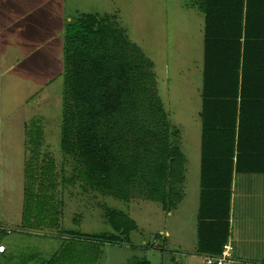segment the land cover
<instances>
[{
  "label": "trees",
  "instance_id": "16d2710c",
  "mask_svg": "<svg viewBox=\"0 0 264 264\" xmlns=\"http://www.w3.org/2000/svg\"><path fill=\"white\" fill-rule=\"evenodd\" d=\"M197 6L205 16L198 251L219 255L230 237L235 179L264 178V0H197ZM63 59L60 145L74 165L71 182L126 203L140 197L167 212L176 209L184 199L187 158L179 145L181 132L171 125L159 96L154 63L116 15L100 13L66 22ZM25 131V149L42 172L26 171L25 191L34 195L32 187L35 193L38 182L51 178L45 173L54 163L43 164L47 155L40 162V119ZM106 220L111 233L65 236L133 246L131 235L140 229L129 214L108 209ZM61 258L62 253L47 264ZM128 264L154 263L133 258Z\"/></svg>",
  "mask_w": 264,
  "mask_h": 264
},
{
  "label": "rangeland",
  "instance_id": "374dc122",
  "mask_svg": "<svg viewBox=\"0 0 264 264\" xmlns=\"http://www.w3.org/2000/svg\"><path fill=\"white\" fill-rule=\"evenodd\" d=\"M58 1L48 0L46 3L53 2L52 5L58 10ZM61 1L63 19L71 20L85 13L116 15L130 40L154 62L159 96L171 125L181 132L179 145L188 160V192L192 197V186H196L198 181L202 130L198 112L202 109L204 19L201 21L200 14L194 11L188 13L181 7L187 0ZM38 19L44 21L33 23V33L36 34L38 27L42 29L44 40L57 39H48L50 33L59 29L60 24L53 21L55 15L45 9ZM22 37L12 40L8 53L0 46V61L8 62L7 68L9 64H17L18 67L31 65V59H28L31 46L28 42L33 38H27L24 33ZM17 42L23 45H16ZM48 61L43 62L47 64ZM51 61L52 66H57L56 57H52ZM35 63L33 68L27 67V71L23 72L0 68V218H9V215L16 217L22 213L27 186L26 171L29 169L34 175L41 172L39 161L30 160V151L25 149V127H29L33 121L40 119L44 133L42 150H39L42 155L40 162L47 155L43 164L48 161L54 163V169L49 167L51 172L45 173L46 177L51 178L41 184L38 182L35 193L34 185L31 189L34 195L29 190L26 192L25 216L26 220L33 222H27V225L40 231L38 235L14 232L16 241L12 247L15 258L12 264H41L43 258L58 251L59 245L62 258L57 264H128L133 258H146L154 264H171L173 260L184 264L189 258L182 253L185 249L181 246L177 245L178 251H173L177 255L161 253L158 247L166 249L169 245L167 231H173L175 240L180 241L182 228H192L193 213L192 209L186 211L187 202L169 213L157 202H142L140 197H136L126 203L104 195L100 190L91 189L84 182H71L74 165L62 153L60 145L64 70L59 67L49 69L47 65L45 84L37 85L34 80L23 78L26 73L28 78H32V73L36 72ZM253 186L252 190L264 195V183ZM254 196H259V193ZM108 209L123 211L139 224L141 230L131 235L133 246H110L96 238L80 240L78 235L76 238L65 236L76 232L85 238L113 232L106 220ZM235 219L242 224L248 216L237 210ZM5 223L9 222L4 219L0 224L4 226ZM56 224L60 227L53 226ZM12 227L16 228L14 225ZM53 233L60 237H53ZM8 240L6 242L10 243ZM154 244L157 248L143 249L146 245ZM65 245L70 246L62 252ZM205 256L193 257L192 261L194 264H205ZM0 264L5 263L0 260Z\"/></svg>",
  "mask_w": 264,
  "mask_h": 264
},
{
  "label": "crops",
  "instance_id": "0c3cea01",
  "mask_svg": "<svg viewBox=\"0 0 264 264\" xmlns=\"http://www.w3.org/2000/svg\"><path fill=\"white\" fill-rule=\"evenodd\" d=\"M48 1V0H46ZM46 1L41 0H0V46L5 48L6 53L9 52V48H11V42L13 39L23 38L22 33L25 34L27 38H33V41L29 46L31 48L28 51V59H31V65L25 66H17V64H9L8 68L6 67V61H0V68H7L8 70L15 69L18 71H27V67L33 68L34 63L37 61H42V63H35L36 72L32 73V78H28L27 73L25 77L26 79H31L36 82L37 85H44V78L46 75L47 65H49V69L53 67L62 68L64 70V59H63V47H64V28L68 19H63L62 17V1L58 5V10L52 5L53 2L49 4ZM181 7L186 10L188 13L194 11L200 14L201 21L204 19V27L203 36L205 30V16L198 9L197 0L185 1L182 3ZM45 9H49L54 15V22H58L59 29L55 32L49 34L48 39L54 40H44L42 36V29L36 27V34L33 33L34 24L39 21H44V19H38L39 16L44 14ZM48 20V19H47ZM46 21V20H45ZM50 21V20H49ZM61 32V33H60ZM41 34V36L39 35ZM41 37V38H40ZM35 39V40H34ZM14 43V41H13ZM134 43V42H133ZM16 45H23L22 42L15 43ZM136 44V43H134ZM137 45V44H136ZM26 46L28 44L26 43ZM138 46V45H137ZM139 47V46H138ZM140 48V47H139ZM142 50V49H141ZM143 51V50H142ZM144 53V52H143ZM145 54V53H144ZM146 55V54H145ZM52 57L57 58V66L54 64L52 66ZM147 57V56H146ZM148 58V57H147ZM49 60L47 64H45V60ZM150 59V58H148ZM151 60V59H150ZM152 61V60H151ZM51 62V63H50ZM153 62V61H152ZM154 63V62H153ZM203 66H204V38H203ZM155 67V66H154ZM58 68V69H59ZM57 69V70H58ZM154 70V69H153ZM21 75V74H20ZM22 76V75H21ZM203 78V74H202ZM203 85V81H202ZM199 118H200V113ZM201 122V119H200ZM25 124V123H24ZM202 128V123H201ZM202 137V130H201ZM188 165V160H187ZM187 168V166H186ZM198 177L196 186H192L194 188L193 196L190 197L188 192V169L186 172V183H185V194L184 199L179 205H184L187 202L186 211L192 209L193 217H192V228H187L186 226L182 228V233H180L181 240L177 241L174 238L173 231H167L166 237L169 238L167 243L169 244L167 248L164 250L166 254H175L173 251H178L176 246H181L182 249H185V252H182L185 256L187 255L186 262L184 264H194L192 259L193 257L200 256L202 254L198 251V221H199V211H200V173H201V140H200V158H199V167H198ZM236 185V194H234L232 198V212H231V222H230V237L229 240L234 248H235V258L241 261H255V262H264V195H260V192H253L249 188L252 184H263L264 178H256V177H247V176H239L235 179ZM190 187V186H189ZM259 196L255 197L254 194H258ZM241 196H238V195ZM187 198H189L187 200ZM146 200L144 198H141ZM141 202V204H142ZM140 204V205H141ZM190 204V205H189ZM22 213L24 214V204L22 205ZM192 207V208H191ZM248 216L247 220H243L242 224L236 221V212ZM18 214L16 217L9 215V218H3L1 216L0 223L2 221H7L9 223L0 224V227L9 229L10 232H6L5 230L0 231V244L5 245L6 251L4 253H0V260L5 264H12L15 258V250L12 247V243L16 241L13 234L14 232L19 231V233H27L28 235H38L40 230L33 229L31 227L25 226L23 222V214ZM170 213V212H169ZM172 213V212H171ZM133 219V218H132ZM190 219V218H189ZM134 220V219H133ZM136 221V220H135ZM188 221V220H187ZM138 224V223H137ZM12 225L16 226V228L12 227ZM139 226V224H138ZM139 229L141 230L140 226ZM59 234L53 233L52 236ZM10 238V240H8ZM8 240L7 243L6 241ZM178 242V243H177ZM181 244V245H180ZM48 245V244H47ZM61 247L59 245L58 251L52 254L48 258H43L41 264L52 263L56 258L60 256ZM177 255V254H175ZM191 258V259H190ZM39 264V263H38Z\"/></svg>",
  "mask_w": 264,
  "mask_h": 264
},
{
  "label": "built area",
  "instance_id": "2783aa9c",
  "mask_svg": "<svg viewBox=\"0 0 264 264\" xmlns=\"http://www.w3.org/2000/svg\"><path fill=\"white\" fill-rule=\"evenodd\" d=\"M0 230H5L6 232H10L9 229L0 227ZM6 251V247L3 244H0V253H4ZM235 248L233 244L228 241L224 246L219 255H206L205 256V264H264V262H255V261H241L235 258L234 255Z\"/></svg>",
  "mask_w": 264,
  "mask_h": 264
}]
</instances>
